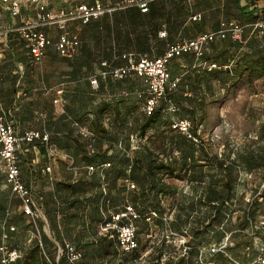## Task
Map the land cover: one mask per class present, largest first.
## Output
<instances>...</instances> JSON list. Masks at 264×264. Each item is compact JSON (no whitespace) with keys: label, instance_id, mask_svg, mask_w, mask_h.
<instances>
[{"label":"trees","instance_id":"obj_1","mask_svg":"<svg viewBox=\"0 0 264 264\" xmlns=\"http://www.w3.org/2000/svg\"><path fill=\"white\" fill-rule=\"evenodd\" d=\"M260 17H264V8L253 12L249 24H241L252 25ZM252 35L264 40L255 33ZM219 41L229 42L230 40L219 39L210 44L208 49L210 47L216 49L215 44ZM230 43L240 44L233 41ZM251 47V52L241 55L236 60L234 69L231 70L221 68L228 65L227 57L223 59V62H219L218 59L212 60V56L206 52L208 49L198 61L193 53L176 57L188 56L202 64L206 62L209 66L216 65L218 69H209V66H205L203 72L196 73V81L189 82L191 87L185 86L184 82L180 80L178 90L171 92L169 98L179 108L180 105H185L184 100H193L198 103V91L203 88L202 80H204L206 88L209 89L211 88V77L214 75L224 79L232 75L237 79L247 74L249 82L263 77L264 48L260 49L253 44ZM170 65L169 70H171ZM171 76L172 78L176 77L172 74V70ZM132 78H140L145 89H138L130 93L122 92L119 94V99L112 100L111 97L109 101H98L94 93L81 98L68 97L70 104L65 106L64 112L61 115L50 113L45 122L51 143L72 157L76 167L83 165L86 172L85 176L76 180L56 183L55 190L48 194L55 200L53 207H50L49 201L43 205L46 207L50 230L54 231L58 240L61 241L55 246L57 257L58 246H63L65 241H69L83 253L79 264H135L141 256L139 248L133 253L121 252L117 238L115 236L112 238L109 234H102L101 226L111 220L112 213L120 212L118 206L124 202L125 194H129L131 204L139 215L137 222L146 221L151 213H155L157 216L153 218L156 223L164 225L163 213L165 210L162 199L178 195L176 188L171 185L173 180L185 181L192 186V190H190L188 206L181 204L179 206L180 202H178V211L174 214V220L169 224V232L173 234L189 232L194 240L206 239L208 234L215 233L220 243L226 236L230 222L228 213L236 198L234 193L237 184L236 171L224 160L216 159L214 164L213 158L205 146L196 145L187 136L171 129V127L164 133L167 142L164 154L153 152L148 146H145L143 150L132 152L133 155L130 156L131 136L125 133L124 128L128 126L132 116L143 115L145 120L139 125L138 137H145L148 129L162 119H174V113H169L168 107L164 103L159 104L152 113L148 114L138 109V103L135 100L138 97L136 96L139 95L145 101L148 95V87L141 77L131 76L121 80L110 77V80L122 82ZM188 78H191V75ZM187 91L194 93L195 96L187 97ZM198 106L200 107V104ZM189 112L194 114L195 108L189 109ZM119 144L121 148L117 146ZM90 146L94 148V152H91ZM166 146H168V150H166ZM261 157V153H258L257 156L248 154L246 158L240 157L238 162L252 171L255 167L264 165V157L262 159ZM24 161L25 157L21 163L23 166ZM105 163H110L111 167L103 170L104 177L98 171L89 175L86 169L88 166ZM212 169L216 170L213 172ZM22 171L24 172L23 168ZM219 171L224 174L223 178H220ZM126 178L134 182L138 188L133 191L128 190V187L124 185ZM24 181L26 180L24 179ZM26 184L28 185L27 181ZM103 187H106V192L103 191ZM199 187H202L204 191L197 199L195 194H198ZM262 194L264 199V191ZM257 199L255 205L260 206V199ZM15 202V198L0 200V247L3 226L9 231V243L16 234V227L7 221L12 204ZM253 207L254 204L245 211L240 222L242 229H246L255 220V211L259 207L256 210H253ZM185 213L188 215L187 218L184 217ZM195 214L197 217L193 216ZM39 221L43 228L45 222L42 219ZM218 226L222 229L218 230ZM11 227H14L15 230L11 231ZM140 232L138 229L137 235ZM41 240L43 249L40 247L38 239L31 240L29 245L21 248L11 245L21 253V257L13 264H50L48 259L53 264H67L65 258L58 261L57 257H52L48 248L49 240L43 231ZM262 246L264 243H260L257 247L259 253ZM244 262L246 261L244 260Z\"/></svg>","mask_w":264,"mask_h":264},{"label":"rangeland","instance_id":"obj_2","mask_svg":"<svg viewBox=\"0 0 264 264\" xmlns=\"http://www.w3.org/2000/svg\"><path fill=\"white\" fill-rule=\"evenodd\" d=\"M62 1L53 0L52 2L57 7ZM163 3L165 4L167 15L165 19H162L161 24L164 25V29H167L170 23L167 16L172 13L176 20L174 29L176 33L179 32L184 22L182 19L188 14L185 10L186 7L181 10L178 8L179 5H172L171 0H163ZM179 4L181 5V3ZM227 16L233 17L232 13L227 14ZM200 17L193 16L191 20L201 21ZM227 21V19H224V22ZM106 22L107 26L115 24L113 19ZM210 23L207 25L211 26L213 24ZM80 29L81 26L78 25H76V28L75 26L71 27L72 31ZM105 31L107 35L105 32L104 40L100 44L99 50L108 49V55L114 54V59L118 57L119 45L121 44L117 39L112 37L110 29L107 28ZM81 33L82 38L84 40L87 39L88 44L94 45V34L89 29H83ZM122 33H124V30H122ZM245 35L247 36L244 43L233 44L219 41L216 49L210 47L206 52L212 56V60L218 59L219 62H223V59L227 57L229 59L228 65L221 68L234 69L236 60L244 53L251 52L252 44L260 49L264 48V40L251 36L249 31ZM124 43L125 41L122 42V44ZM132 44L131 47L133 49H130V51H140L139 49H135V47L139 48V41H134ZM114 47L116 51L112 53V48ZM53 49L58 54L57 56L46 58L42 64L33 68L34 75L38 76V81L41 84V77L43 78L44 84L48 88L47 91L49 90L50 94L44 91V86L40 84L41 87H39L41 89H37L27 94L26 97H22L25 99H22L20 110L16 113L17 122L27 130L36 129L48 132L45 123L38 119L39 112L44 110L48 115L52 110L61 112L63 110L62 106L59 103H55V99L58 98V91L63 89L62 87H65V90H69V88L71 90L75 86L73 83L71 84L74 80L64 75V73L72 72L71 68H74L77 61L73 60L69 61V63L60 61L59 57H63L60 56L54 47ZM205 66L208 67L209 65H205V62L200 64V62H196L187 56L173 59L170 69L174 76L181 78V82H184L185 86L191 87L189 82H195L196 73L203 72ZM48 69H51L53 72L58 71L61 75H53L47 81L46 70ZM215 69H218V67ZM190 75L191 78H188ZM246 76L247 74L235 79L230 75L224 79L214 75L211 77V88L209 89L206 88L204 80H202L201 85H203V88L198 91V103L193 100H184L185 105H180L179 111L173 115L174 119H190L192 121V127L196 132L199 130L204 146L213 158V162L216 159L224 160L226 164L233 167L236 171L237 184L234 191L236 198L230 206V212L228 213L230 222L223 242L220 243L218 241L215 233L208 234L206 239L194 240L192 234L189 232L183 234L169 232V224L174 220V214L178 211V202H180L179 206L180 204L188 206V199L191 195L190 190H192V186L185 181L173 180L171 181V185L176 188L178 195L162 199L165 210L163 213L165 224H157L155 219L137 222L138 229L141 231L139 234L141 241L139 251L141 256L135 264H257L259 257L257 247L260 243H264V199L262 198L264 191V165H260L249 171L238 161L240 157L246 158L248 154L257 156L258 153H261V159L264 157V76L254 79L252 82H249ZM33 81L37 82L34 79ZM110 88L111 94H105L104 97L107 99L112 97V100L119 99V94H122V92L130 93L138 89H145L143 82L139 78L123 80L122 82L110 80ZM46 92L47 94H45ZM186 96L193 98L195 94L187 91ZM136 97H138V99H135L138 103V109L148 114L145 110L146 103L144 99L140 98L139 95ZM5 104L10 107L13 105V102L10 99L2 100L4 107ZM198 104H200V107ZM193 108H195L194 114L189 112V109ZM144 121L143 115H139L138 117L132 116L129 119L128 126L124 128L125 133L131 136L130 156L133 155L132 152L143 150L145 146H148L153 152L164 154L167 143L164 133L170 127L172 128L171 122L173 120L162 119L148 129L145 137H138L137 130L139 129V125ZM41 146L43 145L40 141H35L31 146L27 147L28 149L31 148V152L24 155L23 177L32 189L40 212L46 217V207L43 205L46 201H49L50 207H53L55 200L50 198L51 196L48 194H51L55 190V184L76 180L85 176L86 172L83 165L77 166L76 170H71L67 161L57 159L52 165L51 175H44L42 169L46 164V160L39 152ZM117 146L121 148L120 144ZM168 149V146H166V150ZM215 170L212 169L213 172ZM247 172H249V176L245 175ZM219 174L220 178H223L224 174L220 171ZM50 177H53V181ZM202 187L205 188L206 186ZM202 187H199L198 194H195L197 199L204 191ZM12 198H15L16 202L12 204L7 221L16 227V234L9 244L18 246V248L29 245L31 240L40 238L43 231L49 240V251L52 257L56 258L55 246L57 243H61V241L58 240L55 232L50 230L49 224H45L43 228L41 227L39 221L41 216L39 213V217L36 216L35 218L25 213L21 202L12 194V191H10L5 183L4 163L0 160V200H10ZM257 198L260 199V206L255 205L256 200H258ZM130 199L129 194L124 195V202L118 206L119 213L125 211V205L131 204ZM252 204H254L253 210L259 207L255 211V220L246 229H242L240 222L243 219L245 211ZM187 216V213H185L184 217L187 218ZM193 216L197 217L196 214ZM192 219L195 220L196 218ZM217 229L221 230L222 228L218 226Z\"/></svg>","mask_w":264,"mask_h":264},{"label":"built area","instance_id":"obj_3","mask_svg":"<svg viewBox=\"0 0 264 264\" xmlns=\"http://www.w3.org/2000/svg\"><path fill=\"white\" fill-rule=\"evenodd\" d=\"M155 0H120L116 3H104L103 0H91L83 2L76 6L66 8L60 7L52 9L46 4L45 0H29V5L34 13V18L22 16L23 4L20 0H1L5 10L12 17L19 18L16 25H11L0 29V41L10 35L16 34L17 37L26 42L30 53V64L40 65L43 63L49 47H54L57 52L65 59L73 60L80 55L81 41L77 34L72 33L69 29V23L80 22L83 25L89 24L93 20L100 19L106 15H112L120 10L138 8L141 13L145 14L150 11L151 3ZM264 2V0H260ZM264 8L261 7V9ZM196 18V17H194ZM55 26L60 30L57 40L52 39L46 33V28ZM251 28V32L264 38V17L252 23V25H243L240 22H225L216 32L203 33L195 38H186L170 43L163 56L141 55L132 52L125 53L122 56L124 64L115 66L113 62H104L105 67L99 77L106 79L112 77L115 80L126 79L131 76L141 77L148 87L145 110L152 113L155 108L164 103L167 105L169 113H175L179 107L172 99L169 98L171 92L177 91L181 78H172L169 70L170 61L187 53H193L197 61L203 57L209 45L219 39H229L233 42H245V29ZM159 37L166 38V31L159 32ZM202 64V63H200ZM205 65H208L205 62ZM216 68V65H210L209 69ZM93 89L99 88V79H91ZM64 89L58 91V98L55 103L64 102ZM26 92H21L20 96H26ZM48 113L44 110L38 114L40 121L46 122ZM179 133L191 139L196 145L204 146L203 138L199 130L195 133L190 119H173L172 128ZM35 141H40L46 148V164L42 169L44 175H51L52 165L57 159L65 160L71 170H76L75 161L69 155L63 153L56 145L50 141V135L46 131L31 129L20 134L13 122L9 120L5 113H0V160L4 163L6 183L11 188L12 194L21 202L24 211L29 216L35 218L40 214L45 224H48L46 217L40 212L38 204L34 198L32 189L23 179L22 160ZM91 152L94 148L90 146ZM111 167L110 163L101 165H91L86 169L89 175L100 172L103 176V170ZM53 181V177H50ZM264 179V173H263ZM124 185L128 190L133 191L138 188L129 178L124 180ZM106 192V187H103ZM157 216L151 213L147 220L154 219ZM39 217V216H38ZM154 217V218H153ZM139 215L133 205L125 206V211L121 213H112L111 220L101 226L102 234H109L110 237H116L120 251L123 253H133L139 248V235L137 220ZM2 243L0 247L1 264H13L20 257L21 253L17 248L9 244V231L3 226ZM11 231L15 228L11 227ZM40 234V233H39ZM40 247L43 249V243L40 238ZM229 239V237H227ZM58 261L65 258L68 264H79L83 258L82 251L78 250L72 243L65 241L63 246H58ZM48 259V257H47ZM50 264H53L48 259ZM257 264H264V246L261 247Z\"/></svg>","mask_w":264,"mask_h":264},{"label":"crops","instance_id":"obj_4","mask_svg":"<svg viewBox=\"0 0 264 264\" xmlns=\"http://www.w3.org/2000/svg\"><path fill=\"white\" fill-rule=\"evenodd\" d=\"M20 1L23 4L22 16L33 19L35 15L28 3L29 0ZM52 1L53 0H45L46 4L55 10L60 7L70 8L83 2H91V0H63L62 3L58 5L59 7H55ZM103 1L104 3H116L120 0ZM179 3H181V5ZM151 4L150 12L145 14L141 13L138 8H133L120 10V12H115L112 15H106L100 19L91 21L87 25H83L76 21L69 23L68 29L72 33L77 34L81 41L80 55L73 59L77 61L76 65L74 68H71L72 72L67 74L64 73V75L74 80L71 84L73 83L75 86L71 90L70 88L69 90H65V87H62L64 89V102L59 104L62 106L63 110L61 112L52 110L50 113L61 115L64 112L65 106L70 104L68 97L81 98L82 96L87 97L88 94L92 95L94 93L98 101L111 100V98L107 99L104 97L105 94H111L110 77L106 79L99 77V74L105 70V67L102 65L104 62H113L115 66H121L124 64L122 56L129 52L141 55L163 56L170 43H175L181 39L195 38L198 35H203V33L216 32L221 28V25L225 23L224 19H227V22L237 21L243 24H249L253 12L260 10L264 2L260 0H171L172 5H179L178 8L181 10L186 7L185 10L188 12L186 17L182 19L184 21L181 25L182 29L177 33L174 29L176 20L172 13L167 16L168 20H170L167 29H164V25L161 24L162 19H165L167 15L163 0H155ZM230 13H232L233 17L227 16V14ZM193 16H201V21L191 20ZM111 19H113L115 24L107 26L106 21ZM18 21L19 18L10 16L9 12L4 9L0 0V29L11 25L14 26ZM210 22L213 24L208 26L207 24ZM76 25L81 26V29L72 31L71 27L75 26L76 28ZM107 28L110 29L112 37L117 39L121 44L119 45L120 50L117 54L118 57L114 59V54H112L113 56L108 55V49L99 50V46L104 40L105 30H107ZM83 29H89L94 34L93 41H95L93 43L94 45L96 44L95 46H97V48L92 44H88L87 39L84 40L82 38L81 31ZM45 30L47 35L54 40H57L61 33L55 26L47 27ZM122 30H124V33H122ZM161 31H166V38L159 37V32ZM247 31L253 36L249 28L245 29L244 35ZM246 36L247 35H245V40ZM124 41L125 43L122 44ZM134 41H139V48L135 47V49H139L140 51H130V49H133L131 46ZM215 46H217V43ZM113 51H116L115 47L112 48V53ZM57 55L58 54L52 46L48 48L45 59ZM233 58H235V56H233ZM59 60L67 63L73 61L60 57ZM35 66L37 65L30 64V53L26 42L19 39L16 34H10L0 41V113H5L7 115L20 134L27 131V129L23 128L21 124L17 122L16 118V113L21 107L20 103L23 101L22 99H25L22 97L27 96H20L21 92H28L27 94H29L37 89H41L38 76H36V74L34 75L33 72ZM46 73L47 81L53 75H61L60 72H53L51 69L46 70ZM96 76L100 82L99 89L97 90L93 89L91 85V79ZM33 79L37 80V82L33 81ZM41 79V85L44 86V91H47L48 88L45 86L42 77ZM132 79L134 80L137 78ZM47 92H49V90ZM47 92L45 94H47ZM48 94H50V92ZM6 99H10L13 105L9 107L5 104L4 107L2 105V100L4 101ZM39 152L46 160V148L44 146L40 147ZM22 168L24 170L23 165ZM245 175L249 176L250 174L245 173ZM209 179L208 177V180ZM6 185L9 187L7 183Z\"/></svg>","mask_w":264,"mask_h":264},{"label":"water","instance_id":"obj_5","mask_svg":"<svg viewBox=\"0 0 264 264\" xmlns=\"http://www.w3.org/2000/svg\"><path fill=\"white\" fill-rule=\"evenodd\" d=\"M228 69H230V68H228Z\"/></svg>","mask_w":264,"mask_h":264}]
</instances>
